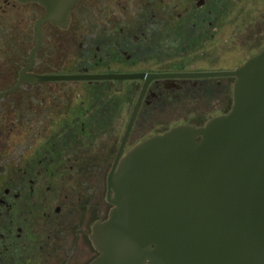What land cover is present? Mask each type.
<instances>
[{
    "label": "flooded vegetation",
    "instance_id": "obj_1",
    "mask_svg": "<svg viewBox=\"0 0 264 264\" xmlns=\"http://www.w3.org/2000/svg\"><path fill=\"white\" fill-rule=\"evenodd\" d=\"M218 3L79 0L68 18L55 22L46 19L47 9L38 2L0 0V264H91L96 259L93 228L113 208L108 176L143 88L147 84L121 158L143 141L134 142L131 134L145 126L137 125L144 106L187 93L206 79L185 77L209 71L186 69L172 55L188 31L214 20ZM134 75L145 77H125ZM77 76L84 79H53ZM129 89L136 102L118 138L113 112L96 99H106V91ZM232 104L214 117L228 113ZM95 119L102 124L99 155L88 154L89 147L96 149L90 125ZM210 119L160 125L146 139Z\"/></svg>",
    "mask_w": 264,
    "mask_h": 264
},
{
    "label": "water",
    "instance_id": "obj_2",
    "mask_svg": "<svg viewBox=\"0 0 264 264\" xmlns=\"http://www.w3.org/2000/svg\"><path fill=\"white\" fill-rule=\"evenodd\" d=\"M19 1L59 22L79 0ZM183 75L234 78L231 110L172 127L121 158L144 86L108 176L113 208L93 228L91 264H264V49L234 70Z\"/></svg>",
    "mask_w": 264,
    "mask_h": 264
},
{
    "label": "rangeland",
    "instance_id": "obj_3",
    "mask_svg": "<svg viewBox=\"0 0 264 264\" xmlns=\"http://www.w3.org/2000/svg\"><path fill=\"white\" fill-rule=\"evenodd\" d=\"M214 10V20L206 19L199 29L188 31L178 44L179 51L172 55V59L183 62L186 69L234 70L264 49V0H219ZM234 81L231 77L206 78L197 81V85L192 86L187 93L182 92L177 96L171 94L163 100L144 104L146 106L137 125L145 126H136L131 140L142 141L156 134L160 125L169 128L180 123L195 124L222 114L232 104ZM104 96L106 99L96 100L104 102L105 109L113 112L111 124L117 129L114 135L120 138L125 132L137 96L130 89L121 94L106 91ZM119 121L123 124L122 129H119ZM90 125L95 129L91 142L96 149L89 147L88 154L99 155L102 133L97 129L102 128L101 120L95 119ZM112 145V142L108 144L109 147Z\"/></svg>",
    "mask_w": 264,
    "mask_h": 264
}]
</instances>
